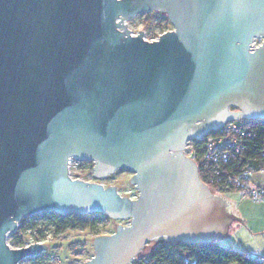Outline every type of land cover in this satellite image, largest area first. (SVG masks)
I'll return each instance as SVG.
<instances>
[{
    "label": "water",
    "instance_id": "obj_1",
    "mask_svg": "<svg viewBox=\"0 0 264 264\" xmlns=\"http://www.w3.org/2000/svg\"><path fill=\"white\" fill-rule=\"evenodd\" d=\"M155 10L174 28L131 34ZM250 119H264V0H0V264L49 249L7 242L48 211L130 220L94 237L86 264L220 241L240 218L185 150ZM71 158L98 179L129 170L139 196L71 178Z\"/></svg>",
    "mask_w": 264,
    "mask_h": 264
},
{
    "label": "trees",
    "instance_id": "obj_2",
    "mask_svg": "<svg viewBox=\"0 0 264 264\" xmlns=\"http://www.w3.org/2000/svg\"><path fill=\"white\" fill-rule=\"evenodd\" d=\"M164 22L159 23L161 26L170 24L167 18L162 19ZM247 132L251 135H245L242 140V146L239 153L233 154L226 162L223 168V174H238L243 170L250 169L254 171L264 170V119L261 120H245L241 123ZM199 166L200 177L206 182L214 193L219 195L221 192H229L230 190L242 191L241 189L230 188L223 190L211 181L210 171L205 169L204 161L200 158L195 159ZM252 176L246 188H250ZM42 218L46 221L40 229V236L45 227L52 229L54 234H63L74 228H97V224L102 220H109V216L100 213L93 214V218L79 214H58L54 211L42 212ZM35 226V224H31ZM99 233V232H98ZM30 241V234H21L19 231L12 234V242L16 246L23 245ZM155 252L159 256L167 260L168 263L183 264L184 260L193 259L196 264H264V260L254 257L245 251L230 248L219 244V241H213L209 244L204 243H185V242H163L155 246ZM93 255V254H92ZM45 256L36 257L42 260ZM35 260V259H34Z\"/></svg>",
    "mask_w": 264,
    "mask_h": 264
},
{
    "label": "built area",
    "instance_id": "obj_3",
    "mask_svg": "<svg viewBox=\"0 0 264 264\" xmlns=\"http://www.w3.org/2000/svg\"><path fill=\"white\" fill-rule=\"evenodd\" d=\"M245 135H251V132H247L241 123L232 121L228 122L226 125L216 129L210 134H206L205 136H197L193 140L189 141L187 144V148L185 150L186 155H189L194 160L202 159L204 161L205 169L208 168L210 171L207 173L211 177L212 183L216 184L218 188H222L223 190H230V188L241 189L244 190L243 196L246 198H250L251 200L264 202V186L254 187L253 189L246 188L247 184L251 178L252 170L246 169L241 171L238 174H223L224 164L229 161V158L233 156L235 153H239L242 140ZM76 158H71L69 163V172L71 178H78L73 175L72 167L73 165H79V162ZM84 160V159H83ZM91 162L90 160H85ZM82 180V179H81ZM46 221L44 218L39 220L32 221L29 223V226L26 224H22V221L18 222V231L21 234L29 235L30 241L26 242L23 245L16 246L11 245L13 248H19L23 246H29L33 242L45 243L48 245L49 233L44 231L40 236V229H42V225ZM31 224H35V226H31ZM24 232V233H23ZM100 233L93 234V238ZM51 252L48 253L47 250L42 251V255L45 257L42 260H37L36 257L25 259L20 261L19 264H86L89 257L84 259L85 254L75 251L70 256V262H61V254L55 251L48 245ZM48 249V250H49ZM41 256V255H40ZM35 259V260H34ZM81 262V263H80ZM131 264H174L168 263L164 258L158 255L155 252V249L149 252H145L143 250L138 256L134 257ZM183 264H196L193 259L184 260Z\"/></svg>",
    "mask_w": 264,
    "mask_h": 264
},
{
    "label": "rangeland",
    "instance_id": "obj_4",
    "mask_svg": "<svg viewBox=\"0 0 264 264\" xmlns=\"http://www.w3.org/2000/svg\"><path fill=\"white\" fill-rule=\"evenodd\" d=\"M167 18V14L162 13L160 11H152L145 13L144 15H136L133 20L129 21L128 26L131 30V34H139V31L142 30L144 34V38H146L149 41L156 40L161 34L167 32V30L173 29V24L170 21V24H166L165 26H161L159 23L164 22L162 19ZM260 40L256 42L258 43ZM243 120L239 121L238 123H242ZM78 162L80 160H77ZM80 164L73 165L72 171L74 172L73 175L79 177L82 180H86L89 182H99L106 186H117L119 192H121L125 196H131L133 198H136L139 196V191L136 189L135 185H133L130 181V178L132 176V172L126 169H119L116 173L112 175H108L105 178L98 179L94 175V163L88 162L85 160H82L79 162ZM264 174V173H263ZM252 175V174H251ZM264 177V175H263ZM237 193L241 192L242 195L244 194V190L242 191H236ZM222 197H226L230 199L229 196L230 192H221ZM231 202V201H230ZM232 205L230 206V211L232 209ZM229 209V207H228ZM233 213V212H232ZM93 214H85L83 216H87L88 218H93ZM42 219L41 213L31 215L27 218H24L22 220V224H26L29 226V223L35 220ZM130 220H115L112 218H109V220H102L97 224V228L90 229V228H74L71 229L63 234H54L52 229L49 227H45V232L49 233L48 245H51V247H54L53 249L61 254V262H70V256L73 252L78 251L83 254H85L84 259L87 257H91L92 254H94L95 249H93V234L100 233V234H110L113 233L117 225L123 224L127 225L129 224ZM236 227V223L232 225V228L230 230V234L224 238H222L219 241V244H222L224 246L230 247V248H240L241 242H242V234H239V230L234 228ZM24 233V232H23ZM263 239V237H262ZM7 242H9L11 245H14L12 242V234L8 235ZM161 243L160 240H154L150 241L145 246V252L152 251L155 246L159 245ZM240 250V249H238ZM48 253L51 252V249L47 250ZM242 251V250H241ZM88 259V258H87ZM81 263V262H80Z\"/></svg>",
    "mask_w": 264,
    "mask_h": 264
},
{
    "label": "crops",
    "instance_id": "obj_5",
    "mask_svg": "<svg viewBox=\"0 0 264 264\" xmlns=\"http://www.w3.org/2000/svg\"><path fill=\"white\" fill-rule=\"evenodd\" d=\"M263 173L264 170L252 172V179L249 184L251 189L264 186ZM236 191H229L230 195L227 197L230 199L223 198L227 201V209L229 207L228 210L230 211V206L232 205L231 211L240 218L239 221L232 223V225L236 223L234 230L238 229L239 234L243 236L240 248L237 249L264 260V202L251 200L244 197L241 192L237 193ZM232 225L228 231L229 234L231 233Z\"/></svg>",
    "mask_w": 264,
    "mask_h": 264
},
{
    "label": "flooded vegetation",
    "instance_id": "obj_6",
    "mask_svg": "<svg viewBox=\"0 0 264 264\" xmlns=\"http://www.w3.org/2000/svg\"><path fill=\"white\" fill-rule=\"evenodd\" d=\"M174 28V27H173Z\"/></svg>",
    "mask_w": 264,
    "mask_h": 264
}]
</instances>
